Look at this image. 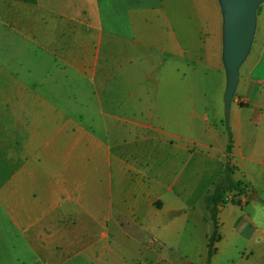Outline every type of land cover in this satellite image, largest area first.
Instances as JSON below:
<instances>
[{
	"label": "crops",
	"instance_id": "1",
	"mask_svg": "<svg viewBox=\"0 0 264 264\" xmlns=\"http://www.w3.org/2000/svg\"><path fill=\"white\" fill-rule=\"evenodd\" d=\"M224 43L221 0H0V92L38 83L45 90L129 92L124 110L110 109L114 123L123 114L120 121L131 126L162 125L160 133L176 125L167 131L178 140L167 159L157 152L149 166L154 150L141 141L133 148L137 160L121 163L123 149L111 133L109 162L93 166L91 192L0 199V264H208L211 226L201 200L222 174L229 132L234 179L250 190L221 208L211 264H264V31L254 36L251 68L239 70L228 124L221 112ZM214 71L222 87L211 126L198 108L207 110ZM239 100L251 117L241 116ZM6 101L0 98V107ZM198 118L206 127L198 129ZM102 120L99 114L93 122ZM129 136L143 133L131 129Z\"/></svg>",
	"mask_w": 264,
	"mask_h": 264
},
{
	"label": "rangeland",
	"instance_id": "2",
	"mask_svg": "<svg viewBox=\"0 0 264 264\" xmlns=\"http://www.w3.org/2000/svg\"><path fill=\"white\" fill-rule=\"evenodd\" d=\"M263 31L264 0H260L254 36L258 39ZM255 54L252 42L240 71L251 68ZM51 63L56 64L54 61ZM223 64L226 70L224 58ZM45 77L48 79L47 76L40 78L45 80ZM21 87L20 92H0V98H5L9 103L0 107V199H78V195L84 196L86 190L91 192L94 185L97 186L91 178L93 166L100 158L105 164L109 162L106 149L111 133L117 134V148L123 149V152L118 154L121 163L132 162L133 158L137 160L134 149L140 141L144 149L155 151L147 154L149 166L153 164L157 152L164 153L167 159L169 149L178 144L173 134L167 131L175 129L176 125L166 124L165 133H160L162 125L131 126L120 121L124 119L123 114L118 116L119 121L114 123V116L109 115L110 109L111 112L118 111L120 109L115 106L121 104L124 110V101L129 92H111L107 89L71 92L63 90L62 86L54 85L45 90L44 84L39 83L36 89L31 91H26L24 85ZM221 87L222 82L216 72L209 74L205 91L207 110L198 108V111L210 116L211 126L216 120L209 112L215 110L217 100L220 101ZM205 94L200 96L204 98ZM235 94L236 89L232 98ZM250 95L251 90L245 96L249 98ZM14 98L20 99V106H13ZM111 104L115 106L110 107ZM239 104L246 107L241 109V116L251 117L247 102L239 100ZM233 107L232 99L228 109L224 106L221 108L224 123L228 124ZM99 114L103 117L102 122H93ZM197 123L198 129L207 125L203 124L200 118ZM217 126L220 133L223 128L221 129V124ZM131 129L143 133L141 139L129 136ZM223 133H220V142L227 139L226 132Z\"/></svg>",
	"mask_w": 264,
	"mask_h": 264
},
{
	"label": "water",
	"instance_id": "3",
	"mask_svg": "<svg viewBox=\"0 0 264 264\" xmlns=\"http://www.w3.org/2000/svg\"><path fill=\"white\" fill-rule=\"evenodd\" d=\"M225 19L224 62L228 72L225 103L230 105L239 80V69L253 42L260 0H221Z\"/></svg>",
	"mask_w": 264,
	"mask_h": 264
},
{
	"label": "trees",
	"instance_id": "4",
	"mask_svg": "<svg viewBox=\"0 0 264 264\" xmlns=\"http://www.w3.org/2000/svg\"><path fill=\"white\" fill-rule=\"evenodd\" d=\"M30 4H36L37 0H16ZM233 150V141L229 132V144L226 151V163L218 181L204 195L201 200V207L204 211L205 221L211 226L209 238L208 264L216 252L215 245L220 240L219 234V214L223 206L229 204L236 197L249 192V187L234 179L235 169L231 166L229 159Z\"/></svg>",
	"mask_w": 264,
	"mask_h": 264
}]
</instances>
